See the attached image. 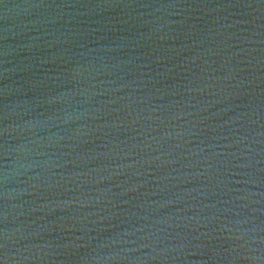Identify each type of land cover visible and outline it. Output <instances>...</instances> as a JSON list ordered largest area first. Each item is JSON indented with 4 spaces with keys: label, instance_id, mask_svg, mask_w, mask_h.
<instances>
[{
    "label": "water",
    "instance_id": "1",
    "mask_svg": "<svg viewBox=\"0 0 264 264\" xmlns=\"http://www.w3.org/2000/svg\"><path fill=\"white\" fill-rule=\"evenodd\" d=\"M0 264H264V0H0Z\"/></svg>",
    "mask_w": 264,
    "mask_h": 264
}]
</instances>
